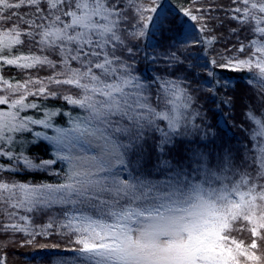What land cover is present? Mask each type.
Masks as SVG:
<instances>
[{"label":"snow or ice","instance_id":"obj_1","mask_svg":"<svg viewBox=\"0 0 264 264\" xmlns=\"http://www.w3.org/2000/svg\"><path fill=\"white\" fill-rule=\"evenodd\" d=\"M185 4L187 30L158 0H0V264L17 237L39 264H264V113L232 147L200 103L233 106L226 69L264 104V0Z\"/></svg>","mask_w":264,"mask_h":264},{"label":"trees","instance_id":"obj_2","mask_svg":"<svg viewBox=\"0 0 264 264\" xmlns=\"http://www.w3.org/2000/svg\"><path fill=\"white\" fill-rule=\"evenodd\" d=\"M214 2L216 7L219 9L220 6L225 8L230 6L231 0H204V3ZM160 5L158 11L161 18H167L168 20L173 21L169 27L177 29L181 26L187 30V25L184 23L185 17L179 12L181 5L187 6L185 0H158ZM213 15H219L221 18L224 17V12H214ZM231 27H236L235 22L225 20L222 27L216 29V34L221 37L220 42L216 43L213 48V54L220 52L224 48L228 47L230 44L236 43V37L233 36L228 40L229 29ZM170 35L172 33H169ZM242 37L244 33L240 34ZM183 39V37H181ZM227 41V42H226ZM239 45L237 44V47ZM151 51V49H149ZM143 55V54H141ZM138 68L143 74L144 77H154L162 72V65H152L147 61L141 60L138 64ZM154 69H157L154 71ZM218 72H221L224 77L229 81V87L227 89V96L233 98V106L231 108L220 106L218 107L219 97L217 102L214 103L212 100L208 99L206 95H201L200 103L204 106V110L208 113V123L213 125L212 131H215L217 128L220 130V135L223 137L226 144L232 147H237L239 144L247 140V133L245 129H250L253 127L252 123L248 121L244 115L245 106L248 105L251 107L255 115H261L264 113V104L260 102L259 91L255 85L249 86L244 76L247 73H233L226 69H217ZM35 74V72L33 73ZM41 76L48 75L47 70L40 71ZM4 75L6 78L14 77L15 79H23L24 76L18 70L14 68H6ZM195 87V85H193ZM57 104L61 103L59 101ZM58 123L64 125V118L61 117L58 120ZM65 126V125H64ZM32 154H39L43 158H48L47 152L43 148H33ZM18 179L29 180L30 182H40L47 179H54L52 177H47L44 174H35L31 176H20ZM47 216L42 214H37L34 217L35 224H42L46 221ZM240 239H247V234H239ZM0 239H8V237L0 236ZM16 244H9L7 248V257L8 264H39L40 255L35 253L32 249L21 248L19 246L18 240L16 238ZM41 242H45L43 239ZM48 243H64L63 238L61 237H52L47 241ZM32 256H36V260L32 261Z\"/></svg>","mask_w":264,"mask_h":264},{"label":"rangeland","instance_id":"obj_3","mask_svg":"<svg viewBox=\"0 0 264 264\" xmlns=\"http://www.w3.org/2000/svg\"><path fill=\"white\" fill-rule=\"evenodd\" d=\"M61 126H64V125H61Z\"/></svg>","mask_w":264,"mask_h":264}]
</instances>
